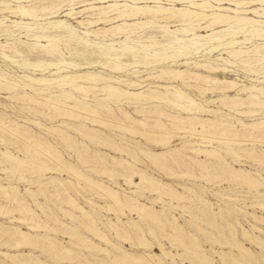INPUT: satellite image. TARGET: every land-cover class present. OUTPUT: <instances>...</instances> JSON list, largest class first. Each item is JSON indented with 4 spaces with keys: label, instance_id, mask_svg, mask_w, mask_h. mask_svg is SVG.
Here are the masks:
<instances>
[{
    "label": "rangeland",
    "instance_id": "374dc122",
    "mask_svg": "<svg viewBox=\"0 0 264 264\" xmlns=\"http://www.w3.org/2000/svg\"><path fill=\"white\" fill-rule=\"evenodd\" d=\"M40 1L42 0H38V2ZM161 1L167 2V0ZM178 6L182 7V4L178 3ZM67 7L60 9L58 15L52 20L63 19L78 35L84 36V29L77 22L84 16L80 14L74 17L69 16L66 14L69 11L66 9ZM77 7L79 10L85 6L83 3H78ZM45 12L39 11L38 16L34 17L35 19L25 17L23 20L28 22L48 21L50 19H45L43 15ZM4 14L11 19H22L20 15H12L9 12ZM145 19V15H138L129 22ZM156 23V26L145 29L135 28L130 34L136 35L138 33L137 35H139L149 31L156 36V39H161L162 31L159 25L163 21L157 22L156 20ZM107 26L109 27L110 24ZM17 37L27 40L22 35H16ZM94 37V35L91 36L96 41H103L102 36ZM124 38L125 36L121 37V39ZM142 39H146V37ZM5 40L6 37H0L1 42H5ZM63 44H60L62 50L69 55L66 45ZM130 54L129 51L120 52V56L126 55L121 59L114 55L102 56L99 60L101 62L96 63L95 66L84 68L64 66L61 69L52 66L45 70L16 67L13 63L0 57L1 72L12 78H19L20 81H25L28 84L24 89H21L22 92H38L44 96H50L71 91L76 97L96 108L102 115H107V113L101 104L109 103L115 110L116 115L114 117L126 122L124 128L109 123L103 124L99 121H92L84 115L78 116L75 111L69 109L61 108L57 111L47 103L41 105L40 101L32 102L21 98L7 97L9 92L0 89V119L8 127L22 133L21 136H12L0 128V150L8 149L20 158H37L41 164L32 167L28 163L20 167L21 169L13 168L10 170L7 169L9 166L0 164V184L8 187L7 193L6 190L0 191V211L7 212L6 214L0 213V221L7 225H19L25 230H29L26 222H37L43 227L46 226L45 229L37 232L45 235V237L34 239L39 247L15 248L5 245V239H0V252H17L19 250L32 252L35 257L43 260L44 264H100V262L103 264H151L147 261L137 263L135 259L132 261L133 258H129L127 261L123 260L124 262L109 260L120 255L124 249L129 252L131 257H138L144 252L157 254L156 261L158 264H200L193 252L180 243L174 244V238L171 237L180 236L182 240L187 242L189 239H195L197 246L214 264H264V221L257 219L259 216H264V187L258 185L253 187L243 180L239 181L236 178L234 180L225 170H222L223 159L221 157L207 156L195 151L197 147H200V144L205 146L203 148L215 149L236 170L239 169L241 174H243L242 171L249 172L248 176L257 178L258 173L264 177V162L260 163L259 160L249 158L241 149L254 147L257 154L264 158V142L254 145L240 144L235 141L222 143L201 137H192L189 133L185 136L174 134L165 137L161 131L172 127V117L161 116L158 112L163 110L170 114L177 113L185 116L190 114L188 111L168 103H158L140 98H109L105 91L100 90L106 83L131 90H146L150 86L156 89V85L160 84L179 86L197 102H202L208 108L215 110L213 112H196L195 115L203 118H217L224 123L229 122L234 124L235 128L240 129L238 133H242L245 129L240 123L242 121L253 123L263 120L264 107L249 108L246 105L230 103L222 105L218 100L210 102L219 94L209 90L203 94L199 91V85H204L203 83L193 81L192 83L196 86L190 87L185 83L184 77L190 75V72H197L226 80H234L242 84V87L243 84L264 87V82L256 80V78L264 80V76H262L264 74L260 75V78L259 75L249 72L248 68L242 65H227V70L215 72L187 65H169L164 62L146 66L144 63L135 62ZM88 57L91 58L89 55ZM107 61L125 62V69L119 73L118 71L111 72L102 65ZM180 69H188L184 73V77L171 78L162 74L161 71ZM262 71L264 69H261ZM52 73L53 75H50ZM89 73H98L104 78L95 83L85 80L84 76ZM28 74L33 77L53 76L62 78L67 75L71 77L48 86L49 89H43L37 83L27 80L26 75ZM121 78L134 82L135 85L128 86L126 82H121ZM77 84L94 88H89V92L86 94L73 90ZM242 87L230 91L229 95L245 98L246 94H241L239 91ZM165 90L161 89L162 92ZM259 96L261 100H264V96ZM60 98L58 99L63 101ZM249 109H254L257 114L244 115L241 113V111ZM140 110L149 111L141 112ZM121 111H126L131 118L126 120ZM156 120L159 124H155ZM161 125L164 126L161 127ZM132 126L136 128V131L131 130L130 127ZM150 128L155 132L149 134L147 130ZM162 128L163 130H161ZM218 131L220 130L218 129ZM256 134L260 136V133L257 132ZM38 140L42 144H36L35 142ZM27 141L32 143H27ZM117 146L121 149H117ZM36 148H47L50 153L66 160L67 164H71L85 178L88 177L87 180H96L100 186L110 187L112 191L119 192L122 197L123 194H128L132 199L127 200L129 204L136 199L144 206H150V210L152 213H156L153 214L160 221L138 215L137 212L131 211L128 207L114 206L107 196L101 194L99 186L86 184L87 182L83 181L85 179L79 177L78 174H75L77 177L74 173H69L70 171H63L62 173L43 172L45 165L53 166L55 162L50 160L47 155H38ZM144 151L154 152L157 158L156 163L152 162L153 160L151 161L148 156L146 157ZM136 168L142 169L145 174L154 176L156 182H144ZM53 178H56L57 182H52L51 179ZM12 186L18 187L16 190L18 195L20 193V196L25 198V204L31 209V212L19 211L22 208H19V204L14 200L17 194H13ZM27 188L34 190L36 197L29 195ZM6 195L12 197L7 198ZM70 198L75 199L84 207L87 214L75 209L70 204ZM11 218L14 220L11 221ZM128 220L136 221L140 229L134 238L127 240L117 235L114 225L118 228H125L123 221ZM89 226L93 228L96 226V229L105 234V238L96 235L89 229ZM72 231L74 235L69 234ZM244 231L248 235H245ZM55 240L62 241V244L72 249L74 256L68 258L71 257L69 254L58 253L60 257L58 259L59 257L51 252L52 250L48 247L49 241ZM92 242L98 245L94 246ZM160 243L164 244L168 251L167 254L161 251ZM237 243L243 247L238 246ZM3 257L0 254V258L3 259H0V264H21L18 261Z\"/></svg>",
    "mask_w": 264,
    "mask_h": 264
},
{
    "label": "bare ground",
    "instance_id": "6f19581e",
    "mask_svg": "<svg viewBox=\"0 0 264 264\" xmlns=\"http://www.w3.org/2000/svg\"><path fill=\"white\" fill-rule=\"evenodd\" d=\"M35 1L36 0H0V37H6L5 42L0 41V57L3 60L13 63L16 67H24L34 70H45L52 66L57 69H61L64 66L84 68L92 65L95 66L98 62L100 63L101 61L99 60L102 56L114 55L118 59H121L126 55L120 56V52L129 51V53H131L130 55L135 59V62L144 63L146 66L149 64H159L164 62L169 65H187L215 72L227 70V65H242L247 67L249 72L259 75V77L264 74V71L261 72V69H264V66H261L264 64V0H167L166 3L161 0ZM78 3H83V6L85 7L77 10ZM178 3L182 4V7L178 6ZM65 6H68L66 9L69 11H67L66 14H69V16L71 15L74 17L79 14L84 16L83 19L77 21L84 29V36L78 35L63 19L52 20V18L58 15L57 13H59V10ZM39 11H46L43 15L45 19L50 20L45 22H28L23 20L25 17L34 18L38 16ZM5 12H9L12 15H20L22 19H11L4 14ZM138 15H145L146 19L129 22V20L136 18ZM156 20L157 22L163 21L161 25L158 24L162 31L161 39H156V36L152 35L149 31H146L144 34L140 33L139 35H137V33V36L130 34L135 28L145 29L150 26H156ZM120 21L122 22L118 23ZM102 24L105 25L102 26ZM108 24H110L109 27L107 26ZM172 27L174 28L171 29ZM24 31L25 33H23ZM16 35L25 36L27 40H22L19 37L16 38ZM93 35L98 38L99 36H102L103 41L92 39L91 36ZM122 36H125V38L121 39ZM143 37H146V39H142ZM61 43L66 45L69 55L62 50L60 46ZM88 55L91 56V58L88 57ZM254 55H256V57H253ZM102 65L111 72L118 71L119 73L121 70L125 69L126 63L107 61ZM259 66H261V68H258ZM161 71L162 74H166L171 78H177L181 76L184 77V73H186L188 69ZM53 73L50 75H53ZM26 77L27 80L37 83L43 89H49L48 86L68 79L71 76L67 75L62 78L53 76L33 77L28 74ZM84 77L85 80L94 83L99 79L104 78V76L98 73H89ZM256 80L264 82V80L259 78H256ZM123 81L126 82V85L128 86L135 85L134 82L121 78V82ZM184 81L190 87L193 85L196 86V84L192 83L193 81L203 83L204 85H199V91L203 94L208 90L219 94L217 98L211 99L210 102L218 100L222 105L230 103L233 105H246L249 108L264 107V100H261L259 96H264L263 86H246L243 84L242 87V84H239L234 80H226L197 72H190V75L184 77ZM118 83H120L119 80ZM26 85L28 84L25 81H20L19 78H12L6 73L0 71V89L9 92L7 97L21 98L32 102L40 101L41 105L47 103L51 105V107L57 109V111L61 108H65L75 111L78 116L84 115L92 121H99L103 124L109 123L120 128L126 127L125 121L114 117V115H116L115 110L109 105V103L101 104V107L104 108L107 113V115H102L96 108L84 102L83 99L76 97L71 91L44 96L38 92L36 93L25 90V92H22L21 89H24ZM240 86L242 88H240L239 91L241 94H246L245 98H238L229 95L230 91L238 90ZM91 87L92 86L84 84H77L73 90L85 92L87 94V92H89L88 89ZM161 89L166 90L165 92H162ZM100 90L105 91L106 96L109 98H140L147 101H156L158 103H168L188 111L190 114L185 116L177 113L170 114L163 110L158 112L161 116L167 115L172 117V127L170 129H161L163 130L161 132L165 137L174 134L185 136L189 133L192 137H201L202 139H210L222 143L226 141H235L240 144L254 145L255 143L264 142V119L253 123L242 121L240 124L245 130H243L244 132L242 133H238L240 129L235 128L234 124L229 122L224 123L217 118H203L195 115L196 112H213L215 110L214 108H208L202 102H197L179 86L160 84L156 85V89L150 86L148 89L146 88V90H131L130 88L127 89L112 83H106ZM60 97L63 101L58 99ZM118 108L121 109L120 107ZM145 111L143 110L141 112ZM238 111L240 112L241 110ZM121 112L126 120L131 118L126 111ZM241 113L244 115H256L257 111L249 109L243 110ZM155 124H159L157 120L155 121ZM162 126L164 125H161V127ZM0 128L1 130L4 129V132L7 131L12 134V136L22 135L21 132H17L8 127V125H6L1 119ZM130 128L132 131H136L135 127L132 126ZM48 129L50 130V128ZM218 129L220 131H218ZM147 132L150 134L155 131L150 128ZM257 132L260 133V136L256 134ZM28 142L32 143L31 141H27V143ZM35 143L42 144L39 140ZM203 147L205 146L200 144V147H197L195 151L204 153L207 156L221 157L223 159L221 164V167L223 168L222 170H225L233 179L236 178L239 181L243 180L253 187L257 185L264 187V177L262 174L257 172L258 177L253 178L248 176L249 172L242 171L243 175L240 173L241 171H238L239 169L236 170L227 160H225L219 151ZM116 148L121 149L118 146ZM241 151H243L245 155L247 154L251 159L259 160L260 163L264 162V158H262L260 154H257L256 148L254 147L244 148L241 149ZM36 152L38 155H47L50 160L55 162V165L53 166L45 165L42 170L43 172L62 173L63 171H70L69 173L72 172L74 175L78 174L79 177L85 179L83 181H86V184L99 186L101 194L107 196L114 206L128 207L131 211H135V213L137 212L138 215L147 216L154 221H160L158 220L159 218L154 215L156 213H152L149 208L150 206H144V204L138 202L139 200L136 199L133 200V203L129 204L127 200L132 199L128 194H123L122 197L119 195V192L112 191L110 187L100 186L96 180H87L88 177L85 178V176L78 173L71 164H67L66 160H62V158L60 159L50 153L47 148H36ZM144 154L146 157L148 156L151 161L153 160L152 162L156 163L157 158L154 152L144 151ZM28 163H30L32 167L41 165L37 158H20V156L15 155L8 149L0 150V164L9 166L7 167L8 170L13 168L18 169ZM203 168L205 169V166H203ZM136 170L144 182L154 183V176L145 174L140 168H136ZM51 180L54 182L57 179L53 178ZM7 188V186H2L0 184V191H5ZM11 188L13 194H17L15 199H12L19 204V208H22V210L19 211L31 212V209L25 204V198L23 196L21 197L20 193L18 195V192L16 191L18 187L16 188V186H12ZM27 191L29 195L34 196V190L27 188ZM6 197L10 198L12 196L6 195ZM69 201L75 209L80 210L83 214H87L85 208L75 199L70 198ZM0 213L6 214L7 212L0 211ZM257 219L264 221V216H259ZM13 220L14 218H11V221ZM25 224L28 226L29 230H25L19 225H7L0 221V239H5V245L15 248L38 246V243L34 239H43L42 237H45V235L37 232L45 229L44 227L46 226L43 227L37 222H26ZM123 224L126 226L125 228H118V226L114 225L117 235L127 240L134 238L140 229L138 223L134 220H128L123 221ZM172 226L174 227L175 225L173 224ZM89 229L101 238H105V234L96 229V226L95 228L89 226ZM69 234L74 235L73 231L69 232ZM245 235H248L247 232ZM171 238H174V244L180 243L186 249L193 252V255L199 259L200 264H214L213 261L203 253L199 246H197L198 244L195 242V239H189L187 242L182 240L180 236H174ZM92 243L94 246L98 245L97 243ZM159 245L161 251L167 254L168 251L164 244L160 243ZM237 245L243 247L238 243ZM48 247L56 256H58V253L69 254L71 257L68 258L74 256L73 250L62 244V241H49ZM0 254L4 256L3 258L18 261L21 264H44V261L35 257L32 252H24L21 250L17 252L1 251ZM156 257H158L157 254L147 252H144L138 257H131L129 252L122 249L120 255H116L113 259L111 258L109 260L127 261L129 258H133L132 261L135 259L137 263L147 261L151 264H158ZM58 259H60V257ZM100 264H103V262H100Z\"/></svg>",
    "mask_w": 264,
    "mask_h": 264
}]
</instances>
